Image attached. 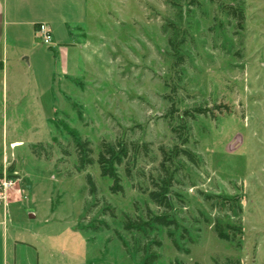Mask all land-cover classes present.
<instances>
[{"label": "rangeland", "instance_id": "obj_1", "mask_svg": "<svg viewBox=\"0 0 264 264\" xmlns=\"http://www.w3.org/2000/svg\"><path fill=\"white\" fill-rule=\"evenodd\" d=\"M221 2L243 11L242 30L209 0H90L97 55H67L65 69L52 55L49 69L24 66L16 78L9 59L0 181L12 184L9 245L29 247L19 264H149L152 255V264H264V0ZM174 33L186 41L177 69ZM197 108L214 116L187 122L186 148L201 163H186L174 189L183 201L171 212L177 228L126 231L127 219L162 214L144 191L160 149L177 144L178 115ZM74 139L89 142L96 160L103 141L149 144L150 157L138 161L133 182L119 168L124 192L113 194L97 164L78 172ZM216 223L225 233L241 227L239 248L218 238Z\"/></svg>", "mask_w": 264, "mask_h": 264}, {"label": "trees", "instance_id": "obj_2", "mask_svg": "<svg viewBox=\"0 0 264 264\" xmlns=\"http://www.w3.org/2000/svg\"><path fill=\"white\" fill-rule=\"evenodd\" d=\"M209 1L217 4H220L221 2V0ZM220 6H222L221 12L233 20H236L238 28L242 30V26L245 22L243 11L234 5L220 4ZM178 34H172V37L168 40L170 50L175 58V69L183 66L186 60L185 56L181 54V49L186 44V41H184L183 38L179 40ZM175 112H177L176 109L172 107L169 113L170 118L175 117ZM213 114L214 111L211 108H197L184 111L183 114L178 115L180 121L179 125L177 127L171 126V133L177 144H175L169 151L162 148L160 149L162 159L158 164V175L157 177H150V189L148 188L144 191L150 202L161 210L162 214L152 216L151 213L147 217V221H131V219H127L124 223L126 231H136L146 235L159 228H177V221L173 218L171 212L174 210L176 200H179V202L183 201L180 199L179 195L174 192V189L176 185L181 184L182 177L185 178L188 176V174L185 173L186 163H190L195 167H199V164L201 163L200 156L186 148L190 143L187 122L195 120L198 116L208 117L209 115L214 116ZM74 149L77 157L78 172H84L86 168L97 164L101 176L112 181L113 185L111 187V192L113 194L124 192L118 169L124 168L127 180L133 182V171L137 166L138 161L150 157L149 144H127L120 141L110 144L103 141L100 144L97 160L94 159V150L87 141L74 139ZM86 180L90 187L91 195H95L96 186L91 176H87ZM134 186L136 187L137 185H133V187ZM210 198L211 197H207L206 199L210 200ZM214 229L220 240L225 241L236 248L240 247L239 241H237V236L242 234L241 227L227 225L226 229L228 230V233H225L222 225L216 223ZM157 245L161 246L160 243H157ZM156 260L157 255H152L147 259L149 264H152Z\"/></svg>", "mask_w": 264, "mask_h": 264}, {"label": "crops", "instance_id": "obj_3", "mask_svg": "<svg viewBox=\"0 0 264 264\" xmlns=\"http://www.w3.org/2000/svg\"><path fill=\"white\" fill-rule=\"evenodd\" d=\"M89 2L90 0H0V85L3 92L0 105H6L10 89L9 59H13L12 75L16 78L24 66L40 69L43 62H46L49 69L52 55L55 62L57 55H61L64 69L68 66L67 55H86L89 48L92 49V55H97V49L91 45L94 31L88 28ZM41 24L47 25L52 32L51 45L43 44L36 33ZM50 90L51 86L48 84L44 91ZM4 153L5 148L3 155ZM9 205L0 202V264H19L20 249L29 247H22L24 245L17 241L9 245Z\"/></svg>", "mask_w": 264, "mask_h": 264}, {"label": "built area", "instance_id": "obj_4", "mask_svg": "<svg viewBox=\"0 0 264 264\" xmlns=\"http://www.w3.org/2000/svg\"><path fill=\"white\" fill-rule=\"evenodd\" d=\"M36 33L38 37L41 39L42 43L45 45H51L53 42L52 32L50 28L45 25L41 24L37 27ZM12 186L9 182H3L0 181V202L2 204L7 205L6 199H7V190L8 187L10 188Z\"/></svg>", "mask_w": 264, "mask_h": 264}, {"label": "water", "instance_id": "obj_5", "mask_svg": "<svg viewBox=\"0 0 264 264\" xmlns=\"http://www.w3.org/2000/svg\"><path fill=\"white\" fill-rule=\"evenodd\" d=\"M32 217V216H31Z\"/></svg>", "mask_w": 264, "mask_h": 264}]
</instances>
